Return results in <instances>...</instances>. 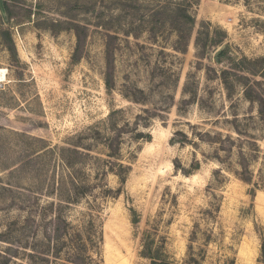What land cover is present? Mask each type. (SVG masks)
Listing matches in <instances>:
<instances>
[{
	"label": "rangeland",
	"instance_id": "rangeland-1",
	"mask_svg": "<svg viewBox=\"0 0 264 264\" xmlns=\"http://www.w3.org/2000/svg\"><path fill=\"white\" fill-rule=\"evenodd\" d=\"M263 240L264 0H0V264Z\"/></svg>",
	"mask_w": 264,
	"mask_h": 264
},
{
	"label": "trees",
	"instance_id": "trees-1",
	"mask_svg": "<svg viewBox=\"0 0 264 264\" xmlns=\"http://www.w3.org/2000/svg\"><path fill=\"white\" fill-rule=\"evenodd\" d=\"M77 32V36H78ZM80 38V36H78ZM245 182H249V180L243 179ZM143 255L151 260V264H174L170 261L168 256L161 251L153 252L151 248L146 249V252ZM262 256L264 257V240L262 244Z\"/></svg>",
	"mask_w": 264,
	"mask_h": 264
}]
</instances>
